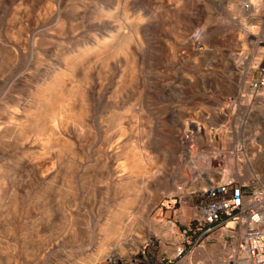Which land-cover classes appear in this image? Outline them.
I'll list each match as a JSON object with an SVG mask.
<instances>
[{"label": "rangeland", "instance_id": "374dc122", "mask_svg": "<svg viewBox=\"0 0 264 264\" xmlns=\"http://www.w3.org/2000/svg\"><path fill=\"white\" fill-rule=\"evenodd\" d=\"M83 1L91 0H76L89 11L92 6H83ZM97 1L111 14L103 18L112 26L105 30L106 33L127 31L125 25L138 14H141L140 32L127 50L119 51L110 59V66L120 71L107 92L97 95L93 103L97 110L90 132L78 137L71 122L76 103L73 98L66 97L58 106L62 107L61 116L67 119L65 127H60L59 120L55 119L52 121L54 129L0 152L3 156L0 164L5 169L14 170L19 178L16 181L19 190L16 212L0 214V240L13 243L10 244L12 247L7 245L9 251L0 250V258L9 252L15 258L8 264H21L27 260L26 254L29 260L25 264H57L61 260L65 264H77L75 255L97 253L102 243L110 248V254L104 261L116 264L117 259L129 258L151 239L155 242L151 255L156 264H164L169 258L176 264H227L236 238L224 242L222 237L226 232L222 229L203 239L199 238V233L188 231L192 239L190 245L186 241L181 243L180 239L184 238L182 230L188 229L189 220L196 211L194 205L202 201L203 190L212 183L225 180L248 183L257 179L264 184V0L257 2V9L249 0H237V13L231 16L228 5L219 0H212L210 10L206 9L207 0H129L128 18L123 13L124 0ZM63 7L61 15L68 26L64 28L65 33L63 30V34L53 38L57 42L52 44L53 50L59 53L58 61L62 68L65 55L76 50L79 44L76 38L82 31V11L74 12L77 19L73 14L69 21L73 11L70 6L63 4ZM69 10L72 13L69 14ZM52 17L48 0H0V103L8 106L2 111L0 120H4L3 117L11 110L16 111L15 101L19 97L20 105L23 100H29L30 90H34L31 83L24 87L17 83V77L31 61L33 28L51 21ZM117 23L126 28L115 27ZM71 24L74 27L70 28ZM24 35H30L27 37L30 45H20ZM89 40L93 42V37L87 36L84 42L81 41L82 46ZM36 47L45 55V46ZM102 47L104 44L100 43L93 48L95 51L91 56ZM189 50H203L205 55L193 61L188 56ZM232 53H236L237 58ZM49 55H45L46 58L53 61L54 57ZM228 61L232 66H228ZM83 63L80 61L79 64ZM48 65L49 62L44 61L41 68ZM80 75L79 68L65 75L60 91L76 87ZM46 76L40 75L39 83ZM114 95L117 102L110 97ZM140 105L145 109L143 112ZM202 112L207 113L204 121L212 129L220 151L200 137L202 133L199 130L190 131L186 127L188 119L197 120ZM114 115H120L121 121L117 122ZM124 127L131 128V133ZM128 132L133 153L146 159H142L141 171L134 168L133 178L137 179L138 187L132 186L129 192L135 201L123 219L125 227L135 218L136 225L128 237L125 234L122 242L112 245L102 227L112 220L121 207V201L114 200L111 185L105 195V182L93 189L88 188L85 173L91 168H88L89 164L99 169L98 161L102 157L99 149L104 145L111 144L110 150L115 148L113 152L120 153L122 148L116 146ZM47 140L52 147L43 146ZM61 140L72 146L71 152L60 149ZM251 140L259 145H250ZM184 147L195 151L197 161L191 165L180 161ZM198 147L212 157L204 158V152ZM252 147L256 148L254 153ZM239 149L242 155L237 152ZM116 162L125 163V159L119 156ZM110 166L107 164V171H111ZM140 172L147 178L141 177ZM197 173L203 180H211L208 187L192 190L188 189L190 185L184 187L182 182L192 181ZM178 175L183 181H175ZM66 183L73 184L78 194L73 206L68 197H62ZM3 190L8 192L6 188ZM144 204H147L144 217H137ZM189 208L192 209L190 216L184 217L183 213ZM65 209H71L84 220L77 226L80 235L76 239L72 238L68 228L59 234L54 228L55 222L64 220ZM76 209L80 213H76ZM154 221L171 222V228L162 230L154 225ZM15 222L14 234L3 232L5 224L14 225ZM34 224L50 238V244L44 247L38 258L35 253L39 242ZM87 228L88 235L85 232ZM137 235L144 239L139 241ZM183 244L185 252L175 257V247ZM208 245H216L218 250L208 253L204 250ZM167 255L169 257L161 263V258Z\"/></svg>", "mask_w": 264, "mask_h": 264}, {"label": "bare ground", "instance_id": "6f19581e", "mask_svg": "<svg viewBox=\"0 0 264 264\" xmlns=\"http://www.w3.org/2000/svg\"><path fill=\"white\" fill-rule=\"evenodd\" d=\"M79 1H82V0H79ZM207 1L208 3L206 4V9L210 10L211 9L210 3L212 2V0H207ZM219 1L221 3L228 5L229 7L228 12L230 16L235 15L237 13V8L235 6L237 0H219ZM249 1H251V3L254 4V7H253L254 9L258 8L257 2L259 0H249ZM97 2H98L97 0H91L88 2L85 1L83 6L87 4L92 6V8H90L89 11H86L83 9V7L80 6L82 2L77 4L76 0H48L49 10L52 13V16H54V18L52 17L51 21L47 23H43L41 25H36L33 28L32 30L33 52H32L31 59H30L31 61L27 64V66H25V70L21 71V73L19 74V77L16 76L18 78L17 79L18 82L16 81V79L14 80V82L21 83L24 87L27 86L29 83H31V86L33 87L34 90L32 89L30 90L31 96L29 100L24 101L23 99L25 97L22 99L23 100L22 105L19 104V101H21L20 100L21 98L19 97V99L15 101L16 103L15 105L18 106L16 108V111L11 110L10 112H8L7 115L3 117L4 120L2 119L0 120V152H2V150H5L10 146H15L17 144H20V145L24 144L25 141L29 140L34 135L45 134L49 130L54 129V126H52V121L55 119L59 120L60 127L62 128L65 127V123L67 119L61 116L62 107L60 108L58 106L64 99H66V97L73 98L74 103H76L75 111H74V114L72 115L71 122L74 126L75 132L78 133L77 134L78 137H82L84 133H86V131H89V132L91 131L92 127H90V125L96 118L95 112L97 110L96 104H93V103L96 101L97 95H100V94L104 95L107 92L111 84L115 82V79L119 73L118 71H120L119 68L110 66L111 64L110 59L114 56V54H118L119 51L127 50L128 45L131 42L136 41L135 38L139 34L140 27H141L140 25L141 14H138L135 17H133V19L130 20V22H128L127 25H125L127 28L123 26L121 23L115 24V27L123 26L124 28H126L127 31H124L121 34L120 32L116 34L106 33L105 30L112 26L109 24L110 22H107L103 18H105L106 16L110 17L111 14H109V11L104 6H101ZM128 2L129 0H124L123 2V10H124L123 13H125L126 18H128L127 16L128 14H130L128 10V5H129ZM55 4L58 5L57 8L55 7ZM63 4H65L66 6H70L69 8H71L73 11L72 13L69 10V14L72 13V17L70 18L67 17L69 21L73 19L74 12L76 14L82 11V16L80 18V22L82 25L81 26L82 31L76 38L77 43H79L76 47V50H74L70 55L69 54L65 55L66 60L63 61L65 62V65L62 68L60 67V62L58 61L59 53L56 52L57 50L55 51L53 50L52 44H54L53 42H57L53 38L56 35H60L61 33L63 34V30L65 33L66 31L65 27L68 26V24H66V21L62 18V15H61L62 8L65 7V6L63 7ZM75 14H74V17L76 16ZM72 27H74L73 24L70 25V28ZM103 35H105V37H103L104 39L102 38ZM87 36H92L93 42H90L89 40L87 41V43H85L84 46H82L83 43H81V41L84 42ZM27 37L26 36L24 37L23 42H21L20 40L21 42L20 45H30V41L28 39L29 37L28 38ZM100 43H103L104 47H102V49L100 50H97V52H94V56L92 57L91 56V54H93L92 52L95 51L94 49L98 47ZM36 46H45L46 52L44 54L46 56H48L49 54H50L49 56H53L54 57V59H52L53 61H49L50 59L48 60L46 56L43 55V52L39 50ZM35 49H36V52H35ZM204 55L205 53L203 52V50L196 51V52H192L189 50V54H188V56L193 61L197 60L199 56L204 57ZM234 55H235V58H237V54L235 53ZM11 57L13 56L11 55ZM6 59L7 61H10L8 60L9 58H6ZM218 59L220 60L219 57ZM44 61H48L49 65L46 68H41V64ZM80 61H83L84 63L80 65L79 64ZM230 63L232 62L231 61L227 62L228 66L230 65L232 66V64ZM222 64H224V61ZM111 67L113 70L111 69ZM78 68L81 71L78 85L76 87L66 89L65 91L64 90L60 91L59 87L62 85L64 76L75 70H78ZM45 74H47V76L43 77V79H41L42 80L41 83H39V76L41 75L42 77V75H45ZM17 94L20 95V93H17ZM110 97L113 98L114 102H117L115 95L110 96ZM7 107H8L7 103H0V115L2 114L3 110L7 109ZM143 110H145L143 108V105H140V111L143 112ZM217 111L219 112V110ZM206 114L207 113L202 112L201 114H199L197 120L188 119V121H186L185 123L186 127H188L190 131L199 130L202 133L200 137L205 138V140L208 143H210L211 146H213L214 148L220 151V147L217 144L216 137L212 133V129L204 121ZM114 117H115L114 119L117 120V122L121 121L120 115H114ZM124 128H126V130H128L131 133L132 131L131 128L130 129H128L127 127H124ZM221 128H222V125H221ZM126 132L127 131H125V133ZM130 133L127 134L126 137L123 138V141L121 142L120 145L118 144V146H116V148L118 147L122 148L121 151H119L120 153L115 152V151L113 152L115 148H112V150H110V147H112L111 144L104 145L103 148L101 147L99 150L102 152L100 154V157L101 155L102 157L98 161L99 169H96L95 167L92 168L93 165L89 164L88 168L89 167L91 168L88 169V171L85 173V178L87 180L86 182L88 184V188L93 189L95 188L96 185L105 182L106 183V186H105L106 189H104L105 195H107L109 191L108 189L111 185L112 188L114 189L113 190L114 200L116 199V201H121L120 203L121 207L114 214L112 220L110 219L111 221L109 220L110 222L108 223L106 222V224L103 225L102 227V230L106 231L107 236L111 239L112 245L119 244L123 238H126L124 236L125 234L128 237L129 233H131L137 221V219L135 218V220L131 222L130 224H128L126 227L123 226V223H124L123 219L125 215L128 214L129 209L131 208V204H133V202L135 201V199L130 197L129 190L132 186L138 187L137 179L133 178L134 168L141 171L142 170L141 168L143 167L142 159H146L143 157L141 158V156L137 153L135 154V152L133 153V149L130 147L131 146L130 144L131 134ZM61 141L62 142L60 144V149L71 152L70 150L72 149V146L70 147V144L64 140H61ZM46 143L47 144L43 145L45 148L52 147L49 144V140H47ZM254 143H255V140L250 141V145L254 146ZM255 144H256V147L257 145H259L257 143ZM198 149L200 148L198 147ZM203 150H201V152H204L203 153L204 158L209 159L210 157H212L209 152H206V150L204 151ZM252 150H253L252 152L254 153V150H256V148L252 147ZM59 152L61 153V150ZM194 152L195 151L193 149H190L189 147H184L183 152H181L182 156L180 157V161L183 164L189 163L190 165L194 160L196 162L197 159L194 158L196 157V155H194ZM237 152L239 153V155H242L241 149H239ZM119 156H123V158L125 159V163L116 162ZM145 156L147 157V154H145ZM2 157L3 156L0 155V158ZM107 164L111 165L110 166L111 171H107V168H106ZM5 168L6 167H3L2 164H0V214H3V213L10 214L13 211L16 212V209L19 203L18 202V191L19 190H17V185H16V181H19L18 180L19 178L17 179V176H15L16 174L14 170H9L10 168L9 169L8 168L5 169ZM119 172H122L123 174L117 175V173ZM143 175L144 174L142 173L141 177ZM144 176L145 178H147L146 175ZM174 179L175 181H177L178 179L180 181H183L180 175H178ZM229 181H234V180H229ZM182 183L184 187L190 185V187L188 188L190 190L197 188V187H200V188L203 187L206 189L208 185L211 183V180L210 179L208 181L203 180L200 174L197 173L192 181L182 182ZM74 187L75 186H73V184L66 183V188H64L62 192V197L63 198L68 197L69 202H72L70 203L71 206L75 204V201L78 195L77 191L75 190L76 188ZM4 188L8 189V192H2L4 191L3 190ZM180 188H182V186ZM147 195L148 196L150 195L148 190H147ZM146 207H147V204H144L142 206L141 210L139 211V215L137 217H142L144 215V213L146 212ZM29 209H31V207H28V210ZM32 210H34V208ZM46 210H49V209H46ZM65 210L66 211L64 212L66 214H65L64 220L63 221L61 220L60 222H55L54 228L57 234H59V232L64 231V229L68 228L71 232L72 238L76 239L77 236L80 235L79 230H77V226L81 220L82 221L84 220L83 218H80V216L78 217L71 209H65ZM74 211L76 213H80L79 209H76ZM191 211L192 209L190 208L189 210H186L183 213L184 217L190 216ZM47 213L48 211H46V214ZM16 222L18 223V221ZM16 222L14 225H7V224H5V226L3 225L4 226L3 232L6 234H10V235L14 234L15 232L14 228L17 226ZM170 224L171 222L163 221L162 223H160V222L154 221V225L158 226L162 230L171 228ZM34 225H35V232H36L35 236L37 237V243L39 242L38 248H36L37 251L35 253L36 257L38 258L40 257L42 250H44V247L46 248V246L50 244V238L47 234L41 232V229L38 228L37 224H34ZM154 225H153V228H154ZM233 225H234V222L232 220L228 221V224L224 226L223 228H221L222 232L228 233L229 227ZM85 232L88 235L89 229L87 228ZM30 236H33V235H30ZM136 239H138L139 241H142L144 237L137 235ZM2 240H0V250L9 251V246L7 245H10L12 242L10 243L9 240L8 241L6 240L5 242L7 243L5 244V242L3 243ZM204 250L208 251V253H214L218 250V248L216 247V245H208L204 247ZM109 252H110V248H107L104 244L101 243V246L99 250L97 251V253L96 252L92 254L89 253L85 256L75 255L74 257L77 258L79 261L82 260V262L81 261L78 262L77 260V264H102V262L106 259V257L109 256L110 254ZM28 256L29 255L26 254L27 260H29ZM13 258H15L13 254L6 252V254L4 253L3 256H1L0 258V264H8L13 260ZM25 261H23L21 264H25L24 263ZM57 264H65V263H63V260H61L60 262H57Z\"/></svg>", "mask_w": 264, "mask_h": 264}, {"label": "built area", "instance_id": "2783aa9c", "mask_svg": "<svg viewBox=\"0 0 264 264\" xmlns=\"http://www.w3.org/2000/svg\"><path fill=\"white\" fill-rule=\"evenodd\" d=\"M201 195L202 201L193 207L196 211L189 220L188 229L182 230L186 240L180 239L181 243H192L188 231L199 233V238L203 239L232 220L234 225L222 237L224 242L236 238L227 264H264V184L257 179L248 183L225 180L212 183ZM154 244L150 239L129 258L117 259L116 264H156L151 255ZM185 249L184 244L176 246L175 257L183 254ZM167 257L161 258L160 262ZM164 264L176 263L169 258Z\"/></svg>", "mask_w": 264, "mask_h": 264}, {"label": "water", "instance_id": "95a60500", "mask_svg": "<svg viewBox=\"0 0 264 264\" xmlns=\"http://www.w3.org/2000/svg\"><path fill=\"white\" fill-rule=\"evenodd\" d=\"M103 264H108V262L107 261H104Z\"/></svg>", "mask_w": 264, "mask_h": 264}]
</instances>
